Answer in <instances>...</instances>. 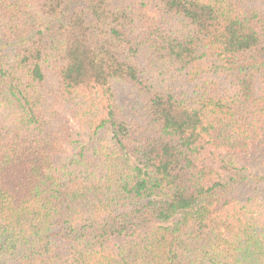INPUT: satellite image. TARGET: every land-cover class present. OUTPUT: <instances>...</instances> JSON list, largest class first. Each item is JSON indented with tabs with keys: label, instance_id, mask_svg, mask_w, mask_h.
Wrapping results in <instances>:
<instances>
[{
	"label": "trees",
	"instance_id": "1",
	"mask_svg": "<svg viewBox=\"0 0 264 264\" xmlns=\"http://www.w3.org/2000/svg\"><path fill=\"white\" fill-rule=\"evenodd\" d=\"M0 264H264V0H0Z\"/></svg>",
	"mask_w": 264,
	"mask_h": 264
}]
</instances>
